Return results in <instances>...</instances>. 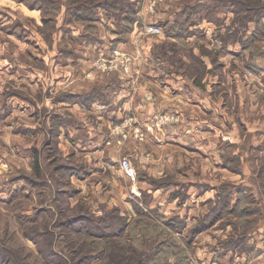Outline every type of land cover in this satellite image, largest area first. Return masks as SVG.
Masks as SVG:
<instances>
[{
  "label": "rangeland",
  "instance_id": "obj_1",
  "mask_svg": "<svg viewBox=\"0 0 264 264\" xmlns=\"http://www.w3.org/2000/svg\"><path fill=\"white\" fill-rule=\"evenodd\" d=\"M32 1L0 0L1 264H264V70L247 66L264 68V0H79L183 28L148 40L163 95L98 85L103 108L133 91L157 109L162 144L140 116L60 103L49 67L80 53L73 0L54 20Z\"/></svg>",
  "mask_w": 264,
  "mask_h": 264
},
{
  "label": "crops",
  "instance_id": "obj_2",
  "mask_svg": "<svg viewBox=\"0 0 264 264\" xmlns=\"http://www.w3.org/2000/svg\"><path fill=\"white\" fill-rule=\"evenodd\" d=\"M79 1V0H78ZM64 2V4H63ZM81 6H84L86 8H92L95 10L98 15L103 13L104 9L102 7H93L92 4H88L86 2L79 1L78 2ZM138 3H140L138 1ZM67 0H62V5L59 10V17L64 16L67 11ZM105 6V4H104ZM108 8V6H105ZM140 7V6H139ZM141 11L142 14L141 15ZM110 16L108 19L100 18L98 20H94V26L96 30V38L92 42H76L75 40V46H77L76 50L80 52L78 54V58L72 59L71 62L67 61H58L50 66L49 68H52V76L49 75V83L52 84V89L53 90H58L61 89L62 87L69 88L68 90L72 93L75 94H85L89 93L92 90H100L99 83L101 82L100 80L109 78L113 79V82L115 81V84L117 82H121L120 79H126L128 84H130V87L132 89H139L137 92H144V91H153L155 96L159 97L163 95L164 91H168L165 89H161L158 86V82L156 80L157 75H154L152 73L153 71V61L151 59H148L150 57L151 53V44L148 41L151 37H147V40H143L145 37H137V30L145 23H151L147 21V17L145 16V12L142 10V6L139 8V11L136 13V18L137 21H134V27L131 30H128L127 32L124 31L125 28V12L122 11V17H118L114 12H109ZM161 16V15H160ZM158 17L161 19L160 21H154V24H168L169 19H166L168 17ZM163 18V19H162ZM97 19V18H96ZM75 27L71 23H67L65 28L71 27L74 28V32L76 31V35H79L80 33L83 32L84 29V24L78 22L75 19ZM93 22V21H92ZM72 25V26H71ZM118 47L125 51L126 53H132L133 49L135 46H139L141 49L142 53V60H137L135 61V67L139 68V75L138 76H132L133 72L130 73L128 77H124L119 73H108V74H103L97 72L93 68V57L95 56V53H97L99 50H109L112 47ZM241 45L240 48L235 49L234 52L238 53L241 51ZM80 57V58H79ZM73 63V64H72ZM92 66L91 71H89V66ZM152 68V70H150ZM81 77L82 81L85 82H77V78ZM120 78V79H119ZM47 79V78H46ZM106 81V79H105ZM237 81V79L235 80ZM110 81L104 82L107 88H114L116 85H109ZM169 84H171V80L168 81ZM99 85V86H98ZM238 86V83H236ZM114 86V87H112ZM156 87L160 89V91L157 92ZM129 88V87H128ZM172 88V87H171ZM129 91V90H128ZM134 93L132 91H129L127 94L125 91H122L120 95L118 96V100H123V103L121 104L120 101H118L116 98L113 100H109L108 106L103 108L104 105L101 104V106H97L94 103H92L91 107H83L78 104H73L74 106L77 107V110L79 112L80 108H85L86 111H88L90 114L96 115L98 119L105 120L108 122L110 119L112 121L113 118L118 117L121 118V115L123 113H129L131 115H137L140 116L139 120V128L143 130L144 133V141L151 143V142H156V138L159 143H163V137L160 134L158 137L154 135L155 138H150L148 137L147 133H156L157 132V127L156 125H153L152 123L149 122V119L156 114L157 109H154V107H151L150 105H145L136 102H132L134 96ZM123 98V99H122ZM136 98V97H135ZM118 102V104H116ZM63 103V102H60ZM104 103V102H102ZM115 104V105H113ZM127 104V105H126ZM127 106V107H126ZM121 108L123 110H121ZM167 109V108H166ZM126 110V112L124 111ZM159 110V109H158ZM165 109H161V111H164ZM166 111V110H165ZM171 112V111H170ZM169 113V112H168ZM173 113V112H172ZM124 116V115H123ZM91 128H93L94 131L92 133L98 134L99 133V126L98 125H93ZM152 140V141H151ZM97 141V140H96ZM104 141V140H103ZM100 141V142H103ZM172 141V140H171ZM157 142V143H158Z\"/></svg>",
  "mask_w": 264,
  "mask_h": 264
},
{
  "label": "trees",
  "instance_id": "obj_3",
  "mask_svg": "<svg viewBox=\"0 0 264 264\" xmlns=\"http://www.w3.org/2000/svg\"><path fill=\"white\" fill-rule=\"evenodd\" d=\"M40 6L41 7H46V16H48V18H50V20H54L55 19V15L56 13L53 12H59L60 7L62 5V0H40ZM39 1V2H40ZM71 3V0H68ZM32 2H35V0H33ZM79 1L73 0V8L70 10V13H68V15L70 14V16H75V19L78 22H83L84 24V29L83 32L80 33L79 35H76L74 37V40L76 42H92L94 41V39L96 38V30H95V26H94V20H98L100 18H104V19H108L110 14L109 12H113L115 11V8L113 7L112 4L108 5V8L105 7L107 6L105 4V2H97L95 5H93V7H102L104 9H107L106 11L103 10V13L100 14V16L98 15V13L93 10L92 8H86L84 6H81L79 3ZM107 3V2H106ZM34 4V3H33ZM105 4V6H104ZM32 7V6H31ZM67 13V11H66ZM136 11H128V15H126L125 17V28L124 31L127 32L128 30H132V28L134 27V21H137L136 18ZM72 14V15H71ZM54 16V17H53ZM97 18V19H96ZM93 21V22H92ZM71 23V22H69ZM160 25V24H159ZM164 32L166 34H171L170 36H183L184 35V31L183 28L179 27L177 24H162L160 25ZM258 32V29L255 28ZM254 32H256L254 30ZM249 37H247L244 42H246L248 40ZM74 41V43H75ZM72 53H70V55L73 54V56H75L76 54L73 53V50L71 51ZM248 68L253 71L258 73L259 71H263L264 68L260 67L259 65H247ZM257 70V71H256ZM262 78L264 79V73ZM69 91V90H68ZM99 89L98 90H92L89 93H85V94H75L72 92H66L69 93L67 95V97L65 99H59L61 102H69V104H78L80 106L83 107H91L92 103H94L97 106H101L102 102H104V100H101V98L99 97ZM2 261H0L1 264ZM186 264V263H184Z\"/></svg>",
  "mask_w": 264,
  "mask_h": 264
},
{
  "label": "built area",
  "instance_id": "obj_4",
  "mask_svg": "<svg viewBox=\"0 0 264 264\" xmlns=\"http://www.w3.org/2000/svg\"><path fill=\"white\" fill-rule=\"evenodd\" d=\"M163 34V28L159 24L145 23L138 31L139 37H150V36H160ZM142 53L139 46H135L134 53L128 54L122 49L112 47L109 50H99L93 59L94 69L103 74L108 73H119L124 77H128L131 72L132 76L139 75V68L135 67V61L142 60ZM129 121H131V118ZM126 122V120H125ZM124 122V123H125ZM131 124V122H129ZM139 128L134 126V135L142 139V134L139 132ZM119 166L126 175H132V169L130 163L127 159H122L119 161Z\"/></svg>",
  "mask_w": 264,
  "mask_h": 264
}]
</instances>
